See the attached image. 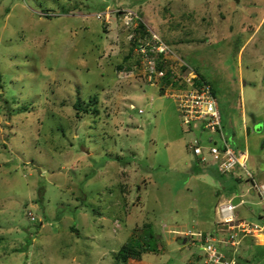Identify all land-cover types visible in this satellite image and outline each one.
<instances>
[{"label": "rangeland", "instance_id": "obj_1", "mask_svg": "<svg viewBox=\"0 0 264 264\" xmlns=\"http://www.w3.org/2000/svg\"><path fill=\"white\" fill-rule=\"evenodd\" d=\"M123 7L211 82L227 139L264 181V0H0V264H118L145 223L158 250L120 264H206L186 230L214 232L222 194L251 187L212 155L201 167L188 143L203 131L171 98L118 78L134 46Z\"/></svg>", "mask_w": 264, "mask_h": 264}, {"label": "built area", "instance_id": "obj_2", "mask_svg": "<svg viewBox=\"0 0 264 264\" xmlns=\"http://www.w3.org/2000/svg\"><path fill=\"white\" fill-rule=\"evenodd\" d=\"M120 15L124 24L133 30L130 34L132 38L135 28L139 24L140 16L131 9L121 10ZM134 51L140 61L134 62L131 67L117 71L118 78L127 79L126 77L136 78L137 76L143 78L149 85L163 90V94L176 103L183 124L199 127L203 131L220 133L223 141L221 145L212 140L208 145H204L199 139H196L192 145L195 155L199 158L200 163L206 165L209 164L207 155H212L215 165L221 173H231L237 167L245 169L248 177L253 180L251 188L260 196L264 209V182L255 179L254 174L247 169L248 151L238 153L223 134L219 103L212 93L210 85L202 80L200 74L173 52L170 46L154 32L150 37H140ZM168 75H170L169 81ZM139 112L142 110L139 109ZM234 208L231 200L221 203L219 211L226 223L235 222ZM32 216L34 219V215ZM231 228L230 233L220 238L214 234L205 235L192 229H188L185 236L187 238L197 236L207 251V264H238L235 257L229 259L223 252H220L215 246V242H222L237 251L240 246V235L258 237L264 233V212L260 222L251 223L240 220Z\"/></svg>", "mask_w": 264, "mask_h": 264}, {"label": "trees", "instance_id": "obj_3", "mask_svg": "<svg viewBox=\"0 0 264 264\" xmlns=\"http://www.w3.org/2000/svg\"><path fill=\"white\" fill-rule=\"evenodd\" d=\"M128 7H123V8H120V9H118V12L119 13H121V10H124V9H127ZM129 9V8H128ZM139 16H140V19H139V24L137 25V27L135 28V33H134V36L131 38V40H133V44H134V46L130 49V51H129V53L125 56V63L124 64H119L118 66H117V71H119V70H122V69H124V68H127V67H131L132 66V64L134 63V62H139L140 61V59L137 57V56H135V51H134V48H135V46H137V40H139V38L141 37V38H144V37H146V36H151V33L152 32H154V33H158V32H156L152 27H150L149 25H148V23L145 21V19L143 18V15H142V13L138 10V11H135ZM46 15H48V14H46ZM160 36V35H159ZM160 38L162 39V40H164L165 41V39H164V37H163V35L161 34V36H160ZM166 42V41H165ZM167 43V42H166ZM168 44V43H167ZM169 45V44H168ZM171 48V47H170ZM171 50L173 51V52H176V51H174V49L173 48H171ZM180 58H182V57H180ZM189 66H191V67H193L190 63H188L187 62V60H185L184 58H182ZM135 60V61H134ZM128 62V63H127ZM126 63H127V65H126ZM194 68V67H193ZM199 74H200V76H201V78H202V80H204L206 83H208L209 85H210V88H211V91H212V93L214 94V96L217 98V100H218V97H217V93H216V90H215V88H214V86L211 84V82L208 80V79H206V77H204L196 68H194ZM169 78H170V75H168V81H169ZM161 91V93L163 94V90H160ZM95 103H97V98L96 97H91L90 98V100H89V103H88V105H94ZM218 103H219V100H218ZM75 107L76 108H78V111L80 112V111H84V112H88L89 111V109H83L82 108V105H81V103H80V101H77L76 103H75ZM219 109H220V103H219ZM94 111H97V109H95ZM78 112V116H79V113ZM220 113H221V109H220ZM221 118H222V113H221ZM184 126H185V128H187V129H192V131L193 130H200V131H203L201 128H199V127H195V126H193V125H185L184 124ZM223 128V127H222ZM204 132V131H203ZM201 133L202 135L199 137V138H197V139H199L204 145H208L210 142H211V140L214 142V143H216V140H215V137H214V134H207L206 135V138H204V133ZM206 132V131H205ZM218 134H220V133H218ZM223 134L225 135V132H224V129H223ZM221 135V134H220ZM225 137H226V135H225ZM227 138V137H226ZM196 140V139H195ZM229 141V140H228ZM216 144H218V143H216ZM192 145H193V143H188V147H189V149H192ZM198 162L200 163V160H199V158H198ZM200 165H201V167H203V164L202 163H200ZM207 166V165H206ZM209 167H211V166H209ZM208 166L207 167H203V168H209ZM215 169H216V171H217V173L223 178V176H225L226 175V173H221L219 170H218V168L217 167H215ZM227 174H229V173H227ZM254 178L256 179V177H255V175H254ZM251 179V178H250ZM252 179H251V183H252ZM30 215H31V219L32 220H34L35 219V216H34V219H33V216H32V214L30 213ZM261 221V220H260ZM144 226H145V230H144V232H145V235H143V238L140 240V238L139 239H136V238H133L132 240H131V242H128V243H126V244H124L121 248H120V250L118 251V252H116V254H115V262L116 263H118V264H120V263H122V262H124V263H126V262H128L130 259H136V260H140V259H142L143 257V254L145 253V252H148V251H154V252H156L157 250H158V246H152V243H151V241L150 240H152L153 239V237H155V234L153 233V229H152V224L151 223H145L144 224ZM76 228L75 227H73V230H75ZM192 229V228H191ZM193 230V229H192ZM195 231V230H194ZM195 232H201V233H203L204 232V234L205 235H207L208 233L207 232H205V231H203V230H197V231H195ZM219 238L220 237H223L224 235H222L221 236V234L220 233H218V231L215 233ZM211 235V234H210ZM246 236H253V235H246ZM144 238H145V240H144ZM182 239V238H181ZM139 242H138V241ZM144 240V241H143ZM187 241H189V238H188V240ZM193 244H199V246L200 247H202L203 245H202V243L199 241V239L197 238V237H195L194 239H193ZM219 245H222V246H226V247H229L228 245H226V244H224V243H222V242H215V246L218 248V250L220 251V252H223L227 257H228V255L226 254V252L224 251V250H222L221 249V247L219 246ZM255 247H257V251L259 250V253L257 254L258 255V257H262V254H263V251L262 250H260L261 248H264V246L263 247H261V246H255ZM202 248H204V247H202ZM204 250H205V248H204ZM205 253H207V251L205 250ZM197 257V259H200V256L198 257V255L196 256ZM207 257H208V254L206 255V258H205V262H206V260H207ZM234 257V255L233 256H231V257H228L229 259H231V258H233ZM255 259L257 258V257H254ZM260 259V258H259ZM122 260V261H121ZM236 260H237V262H238V264H244V263H242V261H240V259L238 258V256L236 257ZM196 262L193 260L190 264H195ZM207 264V263H206Z\"/></svg>", "mask_w": 264, "mask_h": 264}, {"label": "crops", "instance_id": "obj_4", "mask_svg": "<svg viewBox=\"0 0 264 264\" xmlns=\"http://www.w3.org/2000/svg\"><path fill=\"white\" fill-rule=\"evenodd\" d=\"M207 166L209 167L210 164H208ZM207 166L206 164H203V167H207ZM213 166L216 167L215 164H213ZM225 176H223L225 180H228L229 179L228 176H231L235 182L236 181L239 182L238 181L239 177L234 173V171L229 174H226ZM250 188L246 189V187L244 186L241 189L234 188L230 192H227L226 195L222 194V196L218 199V202L215 205V212L217 216L216 229L214 230L215 233L218 231V233H220L222 236V235H227L230 232V228L228 227L227 224H225V222L222 219V215L219 211V207L221 203L231 200L235 196L240 197L239 204H237L233 210V215L236 220L235 223H238L240 220H245L251 223L260 222V220H262L263 212H264L263 204L261 202L260 196L255 191L253 193L254 195L250 196L249 192L253 190L252 188L251 189ZM212 232H207V233L210 234ZM215 236L217 235L215 234ZM239 237H240V246H239V250L236 252L234 248L226 247L222 245H219V246L221 247L222 250H224L230 256L231 255L232 256L234 255L236 257L238 256L240 261H242V263L244 264H257V263L261 264V262L257 259L258 258L257 254L259 253V250L257 251V247L255 246L256 245L261 246V247L264 246V233L260 234L258 237L246 236V235L245 236L240 235ZM180 238L181 237H178V239ZM199 256L201 255H198V257ZM254 257H257V258L255 259ZM147 264H153V263L148 262Z\"/></svg>", "mask_w": 264, "mask_h": 264}, {"label": "clouds", "instance_id": "obj_5", "mask_svg": "<svg viewBox=\"0 0 264 264\" xmlns=\"http://www.w3.org/2000/svg\"><path fill=\"white\" fill-rule=\"evenodd\" d=\"M249 153V152H248ZM257 180H258V178H256ZM231 201H232V199H231ZM233 203V202H232ZM234 206H236V205H234ZM224 221V220H223ZM236 221V220H235ZM225 222V221H224ZM231 223H233V224H236L235 222H229V223H226L225 222V224H227L228 225V227L230 228V231L232 230V228H231V226L233 225V224H231ZM204 233V232H203ZM230 233V232H229ZM210 234H214L215 235V232H212V233H210ZM186 240H188V238L186 237ZM238 250H239V248H238ZM237 250V251H238ZM234 251V250H233ZM236 252V251H235ZM235 258H236V256H234Z\"/></svg>", "mask_w": 264, "mask_h": 264}, {"label": "water", "instance_id": "obj_6", "mask_svg": "<svg viewBox=\"0 0 264 264\" xmlns=\"http://www.w3.org/2000/svg\"><path fill=\"white\" fill-rule=\"evenodd\" d=\"M247 130H248V133H249V127H247ZM232 202H233V204L234 205H237V204H239V202H240V197L239 196H235L233 199H232Z\"/></svg>", "mask_w": 264, "mask_h": 264}]
</instances>
